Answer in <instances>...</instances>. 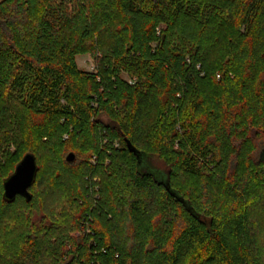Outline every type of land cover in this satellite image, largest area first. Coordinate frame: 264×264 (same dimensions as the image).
<instances>
[{
  "label": "trees",
  "instance_id": "1",
  "mask_svg": "<svg viewBox=\"0 0 264 264\" xmlns=\"http://www.w3.org/2000/svg\"><path fill=\"white\" fill-rule=\"evenodd\" d=\"M0 151V264H264V0H0Z\"/></svg>",
  "mask_w": 264,
  "mask_h": 264
},
{
  "label": "water",
  "instance_id": "2",
  "mask_svg": "<svg viewBox=\"0 0 264 264\" xmlns=\"http://www.w3.org/2000/svg\"><path fill=\"white\" fill-rule=\"evenodd\" d=\"M132 151L136 149L128 143ZM75 154L70 153L67 160L73 161ZM39 166L37 158L33 153H27L23 159L17 164L15 171L4 181V198L8 202L14 201L17 196H23L27 201L32 200L30 188L36 181Z\"/></svg>",
  "mask_w": 264,
  "mask_h": 264
},
{
  "label": "rangeland",
  "instance_id": "3",
  "mask_svg": "<svg viewBox=\"0 0 264 264\" xmlns=\"http://www.w3.org/2000/svg\"><path fill=\"white\" fill-rule=\"evenodd\" d=\"M77 63L79 67L86 71H94L95 70V61L91 54H82L77 56ZM13 151L14 149L11 148ZM0 160L4 161V153L0 151ZM145 162V161H144ZM151 163L145 162L142 163L141 170H146L147 172H152L158 175L159 179H165L166 174H164L163 171H165V166L163 164H160L159 162H156V160L151 159Z\"/></svg>",
  "mask_w": 264,
  "mask_h": 264
}]
</instances>
